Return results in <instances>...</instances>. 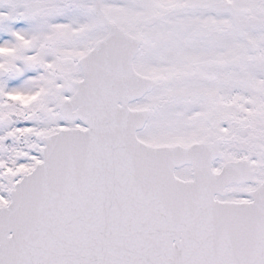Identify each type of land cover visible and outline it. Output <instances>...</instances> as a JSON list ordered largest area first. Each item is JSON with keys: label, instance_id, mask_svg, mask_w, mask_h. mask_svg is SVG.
<instances>
[{"label": "snow or ice", "instance_id": "obj_1", "mask_svg": "<svg viewBox=\"0 0 264 264\" xmlns=\"http://www.w3.org/2000/svg\"><path fill=\"white\" fill-rule=\"evenodd\" d=\"M0 264H264V0H0Z\"/></svg>", "mask_w": 264, "mask_h": 264}]
</instances>
